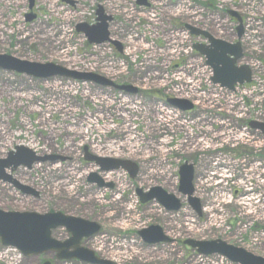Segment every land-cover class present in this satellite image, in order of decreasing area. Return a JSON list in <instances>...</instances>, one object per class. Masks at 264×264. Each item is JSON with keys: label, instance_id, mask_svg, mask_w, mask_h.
Listing matches in <instances>:
<instances>
[{"label": "rangeland", "instance_id": "374dc122", "mask_svg": "<svg viewBox=\"0 0 264 264\" xmlns=\"http://www.w3.org/2000/svg\"><path fill=\"white\" fill-rule=\"evenodd\" d=\"M146 3L149 7L138 0H0L1 55L57 65L78 75H96L140 91L139 95H124L93 81L57 76L35 79L0 70V159L22 146L41 158L67 160L35 163L29 170L19 167L18 180L30 188V194L0 181V210L61 212L95 222L100 231L83 241V247L116 264H231L216 255L198 256L183 247L187 240H220L264 258V214L260 209H264V140L248 133L243 124L255 119L264 122V0ZM98 8L111 19L107 32L109 39L120 45V51L108 42L90 44L77 30L81 25H96ZM228 12H234L242 24L238 65L248 66L252 72L251 82L236 86L232 92L212 85L211 69L192 49L202 42L187 30L200 29L234 44L238 22L231 20ZM170 37H174L171 43ZM131 38L142 48L129 54L127 41ZM193 65L206 68L207 74L190 80V74L183 70L187 68L190 73L196 68ZM178 74L186 82L178 81ZM187 81L195 86L193 94ZM82 92L89 97L83 98ZM167 96L188 100L195 110H170L164 105ZM100 97L130 101L134 112L128 110L123 119L115 114V105L108 109L101 106ZM56 101L63 109L74 111L72 116L67 114L71 119L65 120L63 109L56 112L51 108ZM138 109L142 110L136 113ZM155 109L173 111L176 123L160 125L167 120ZM85 115L103 116L96 126L108 127V131L87 130L78 123ZM124 125L139 140L135 151L119 148L125 142L118 129ZM210 135L220 139L213 140ZM160 136L167 142L158 146ZM93 156L130 161L137 165L138 173L131 179L125 171H116L124 181L123 188H117V181H103L104 185L112 183V189L100 187L91 177L102 178L103 173L97 174L96 165L86 160ZM219 161L230 178L223 181L219 192L223 202L213 204L209 197L216 190L204 186L203 178L206 173L217 175L219 169L212 168ZM184 163L194 167L193 198L199 201L200 214L178 191V173ZM5 173L10 175L9 170ZM172 181L174 197L180 202L177 212L165 213L155 202L140 203L137 191L149 187L165 191ZM238 183H245L244 188ZM244 189L250 191L253 201L250 214L237 204ZM212 206L214 210L207 213ZM151 225L174 239V245L146 248L138 232ZM52 236L61 240L69 234L60 228ZM6 260L17 264H86L59 263L44 254L24 257L17 250L0 246V264Z\"/></svg>", "mask_w": 264, "mask_h": 264}, {"label": "water", "instance_id": "95a60500", "mask_svg": "<svg viewBox=\"0 0 264 264\" xmlns=\"http://www.w3.org/2000/svg\"><path fill=\"white\" fill-rule=\"evenodd\" d=\"M32 1H30L29 9L31 10ZM228 15L237 20L236 28L237 39L242 36L241 20L234 12H228ZM110 18L103 15L100 8L96 11V25L87 27L81 25L77 28L83 32L90 44H102L108 42L112 44L118 51L120 45L109 39L107 32V22ZM193 36H202L207 39L208 46L193 45V49L206 59V65L212 69L213 77L211 79L214 85H219L229 91L234 90L236 85L249 84L251 82V71L248 66L236 67L235 64L242 57L240 43L230 44L218 39L212 38L203 31L189 29ZM0 70L6 72H14L33 77L35 79H47L51 77H66L83 81H93L97 84L107 85L108 82L96 75H78L73 72L53 64H37L21 61L7 55L0 54ZM118 90L131 89V87H118ZM176 103L187 104L180 110L186 111L191 109V105L187 101H177ZM264 134V124H257ZM50 160L55 162L58 157L50 159L41 158L32 151L17 146L14 151H10L6 159H0V181L8 180L5 170L14 171L18 167L31 169L32 165L39 162ZM63 160V159H60ZM87 161L92 160L99 164L104 172L122 169L128 171L130 178H134L136 173V165L130 161L112 160L108 158L89 157ZM179 191L182 195L187 196L188 202L195 211H199V204L196 198L192 197L193 189L192 167L184 164L179 171ZM92 182V181H91ZM24 194H30L32 191L18 185ZM157 202L170 211H178L180 202L172 195H168L160 188H153L150 192ZM150 200V199H149ZM146 201V200H144ZM64 228L70 238L64 242H59L51 237L53 230ZM100 227L94 223L73 216L64 215L62 213L37 214L33 212H4L0 210V245L4 248H12L18 250L24 257L38 256L48 252L57 253L56 259L59 261L78 260L86 264H112L109 261L101 260L90 250L80 246L82 239H88L98 234ZM141 238L149 244L168 241L163 236L159 227L152 226L148 230L138 233ZM185 245L195 250L198 255L211 256L218 255L225 258L233 264H264V258L254 256L241 248L230 246L220 240L215 241H193L187 240ZM72 252H69V250ZM44 264H50L45 262Z\"/></svg>", "mask_w": 264, "mask_h": 264}, {"label": "bare ground", "instance_id": "6f19581e", "mask_svg": "<svg viewBox=\"0 0 264 264\" xmlns=\"http://www.w3.org/2000/svg\"><path fill=\"white\" fill-rule=\"evenodd\" d=\"M117 1L119 2L120 0H117ZM173 41H174V37H170L169 38V42L171 43ZM127 43L130 44V45L128 44L129 47H130L129 54L133 53L137 48H142L140 46V44L139 43L136 44L134 42V39H132V38L128 39ZM147 51H148V49H147ZM197 64L199 65V63H197ZM193 66H195L196 68H195L194 71L191 70L190 73L188 72L187 68H185L183 70V72H185L187 74H190V77H191L190 80H194L195 78L200 77L202 74H204V75L207 74L206 68L199 69V66H197V65H193ZM109 71L110 70H108V72ZM176 78H178V81H180V82H186V80L184 79V76L181 75V74H178L176 76ZM187 83H189V85H190V88H189L190 93L193 94L194 93L193 91H195V86H194V84H192L193 82L192 81H189V82L187 81ZM81 96L83 98H88L89 97L88 94L84 93V92L81 93ZM94 97H96V95H94ZM90 100H91V103H94L93 99H90ZM98 101H99L100 105L104 106L106 109L111 108L113 105H115V108L117 110V113H115V114L119 115L121 118H123V116L125 117V114L127 115L128 110L131 111V112H134V108L133 107L131 108L130 101L119 99L116 102L113 99H106V98H101V97L99 98ZM51 108L54 109L56 112L57 111H61L63 109V107L61 106V104L58 103V101H56L54 103L52 102ZM141 110L142 109H138L136 111V113L137 112H141ZM120 111H121V113H120ZM155 111L160 113V117H163L164 119L167 120V121H161V122H164V123H160V125H165V122L166 123L169 122L171 124L176 123V120H175L176 116L174 115L173 111H167V110L162 111L161 109H155ZM62 112H64L65 120L71 119L67 114H69L70 116L75 114L74 111L65 110V109H63ZM93 116L94 117H90V116H86L85 115L79 120L78 123L83 124L87 130L95 129V130H97L100 133H101V131H108V127L104 126V127H98L97 128V126H96L98 124V120H104V117L103 116H95V115H93ZM123 119H125V118H123ZM43 120L47 121V118H44ZM176 125H178V127H180V124H176ZM118 130H119L118 132L121 133V136L124 137L122 142H125V143L119 145V148L127 147L128 150H134V151L137 150V148H138L137 147V142H139V140H138L137 137H133L132 136L133 133L130 130V128L126 127L124 125L123 127H121ZM82 134L84 135L85 132L82 131ZM210 138L213 139V140L220 139V138L215 139L216 135H210ZM166 142L167 141L165 140V137L163 138V136H160V140H159V145L158 146L164 145V144H166ZM93 148L95 149V145L93 146ZM222 168H224V165H223L222 162L219 161L218 164L215 167L212 168V170L219 169L218 170L219 172L217 173V175L211 176L210 174L206 173L204 178H203L205 180V182L203 183L204 186L205 185L206 186H210V187H212V188H214L216 190L214 192V195L209 197V200L212 201L213 204H216L218 202H223L224 197H222V195H219V192L223 190V181L224 180H228L230 178V177H228L226 175V173H224L222 171ZM240 168H242V167H240ZM254 171L258 172V169L255 168ZM120 176H121L120 174L118 176L117 172H116L115 175H114V173H104L102 178H103L104 181H117L116 182L117 188L122 189L123 186H124V181L123 180L120 181ZM63 183H64L65 186L67 185V183L65 181ZM244 184L238 183L237 186L240 187V188H244ZM97 195H99V194L97 193ZM112 198H113L112 201L114 202L115 201L114 197H112ZM237 204L242 207V209L246 212V214H250V208H252L254 206H252L253 201L250 198V191L249 190L244 189L243 194L240 196V199L238 200ZM129 209L130 208H128L127 211H130ZM260 209L262 210V212L264 214V209H262V208H260ZM213 210H214V208L212 206L206 212L207 213L208 212H212ZM4 259H5V257H2V260H4ZM2 262L5 263V264H7V263L8 264H17L14 261L12 262V261H9V260L2 261Z\"/></svg>", "mask_w": 264, "mask_h": 264}, {"label": "flooded vegetation", "instance_id": "af4514ba", "mask_svg": "<svg viewBox=\"0 0 264 264\" xmlns=\"http://www.w3.org/2000/svg\"><path fill=\"white\" fill-rule=\"evenodd\" d=\"M139 2H141L145 7H149V5L146 3V0H143V1H141V0H138ZM231 20H233V18H230ZM195 30H200V29H195ZM200 31H202V30H200ZM191 37H193V36H191ZM195 38V40H198L199 42L201 41L202 43H198V44H200L201 46H206V45H208V43H207V41L205 40V38L204 37H194ZM195 52V51H194ZM238 65V64H237ZM155 82V81H154ZM155 83H157V81L155 82ZM159 83H161V81L159 82ZM163 84V83H162ZM164 85V84H163ZM163 85H161L162 87H163ZM107 86H109L110 88H112L113 90H116V91H118V92H120V93H123L124 95H139L140 94V91L136 88V87H134V86H131V85H118V84H115L114 82H112V81H109L108 82V84H107ZM118 87H123V88H126V87H131L133 90H131V89H123V90H118L117 88ZM166 99H165V101H164V105L166 106V107H169V109L171 110V109H174V110H176L177 112H180V113H190V112H193L194 110H195V108H194V104L192 103V102H190V101H188V100H184V99H178V98H174V97H169V96H167V97H165ZM177 101H187L188 102V104H190L192 107H191V109L190 110H186V111H182V110H180V108L181 107H185L187 104H184V103H176ZM244 124V129H246L247 131H248V133H250V134H252V136H254V135H256L257 134V136L258 135H260L263 139L262 140H264V134L262 133V131L259 129V127L257 126V124H264V122L263 121H260V120H258V119H255V120H253V121H250V122H245V123H243ZM264 152V151H263ZM264 155V154H263ZM52 157H57V156H51V157H45V158H47V159H50V158H52ZM93 157H95V156H93ZM92 158V157H91ZM96 158V157H95ZM98 158H101V157H98ZM58 159L59 160H57V161H59V162H61V163H63V162H66L67 160L66 159H64V158H60V157H58ZM60 159H63V160H60ZM113 160V159H112ZM47 161H49V162H51V163H55V162H52V161H50V160H47ZM92 162L96 165V167H97V170H98V172H97V174L98 173H113V172H116V171H120L121 169H118V170H113V171H110V172H104V171H102L101 170V168H100V166H99V164L98 163H96V162H94L93 160H92ZM184 164H186V163H184ZM188 165H190L191 167H192V181H191V187H192V189H193V194H192V197H193V195H194V187H193V180H194V167H193V165L192 164H189V163H187ZM182 166V165H181ZM19 168V167H18ZM18 168H16L14 171H9L10 172V177L8 176V180H6V181H2L3 183H7V184H10V185H12V187H14L16 190H19L20 192H22V190L21 189H19V187H18V185H21V186H25V185H22V183H20V181L18 180V174H17V171H18ZM123 171H125V170H123ZM5 172H6V170H5ZM126 172V174H127V176L130 178V173L128 172V171H125ZM138 173V167H137V165H136V173H135V176H136V174ZM103 174H102V176H103ZM135 176H134V178H135ZM178 176H179V173H178ZM98 176L96 175H94V176H92L91 178H92V180L93 181H95L96 183L95 184H97L98 186H100V187H106V188H109V189H112L113 187H114V185L112 184V183H109V184H107V185H104V183H103V178H97ZM134 178H131V179H134ZM172 179H174V177L172 178ZM174 183H173V181H172V183H171V186L170 187H166V190H165V192L168 194V195H172V196H174V185H173ZM25 187H27V186H25ZM28 188V187H27ZM153 188H160V189H162L161 187H149V188H147V189H145V190H139V191H137V194H138V196H139V200H140V203L141 204H146V203H149V202H155L156 204H158L160 207H162V209L164 210V212L165 213H170V214H172V213H174V211H170V210H167L166 208H164L160 203H158L157 202V200H156V198H151V197H153L152 196V194L150 193L151 192V190L153 189ZM163 191H164V188L162 189ZM169 191H171V192H169ZM178 191H179V186H178ZM180 192V191H179ZM23 193V192H22ZM150 199V200H149ZM144 200H146V201H144ZM48 213H52V212H48ZM61 213V212H60ZM196 213L197 214H200V205H199V211H196ZM99 226V225H98ZM153 225H151V226H149V227H146V228H143L142 230H148L150 227H152ZM100 227V226H99ZM156 227H159V226H156ZM160 228V227H159ZM161 229V228H160ZM54 231H56V230H54ZM161 231H162V234H163V236H165L166 238H167V240L168 241H166V242H158V243H154V244H149V243H147L146 241H144L142 238H141V236H140V239H141V241H142V243H143V245L146 247V248H155V247H158V246H163V245H174V239H172V238H170L169 237V235L167 234V233H165L162 229H161ZM66 232V231H65ZM61 235V234H60ZM53 237V236H52ZM94 237V236H93ZM93 237H91V238H93ZM54 238V237H53ZM55 239H56V237H55ZM67 239H69V236H66L65 238H61V240L59 239V241H66ZM90 239V238H89ZM56 240H58V239H56ZM83 241H85V240H83ZM82 241V242H83ZM80 243V246L81 247H83V243ZM184 242L185 241H183L182 242V245H183V247L184 248H187V250L188 249H190L187 245H185L184 244ZM190 250H192V249H190ZM193 252H195L194 250H192ZM69 252H72V250L70 249L69 250ZM45 256L46 255H51L56 261H57V259H56V256H57V253H54V252H48V253H46V254H44ZM107 260V259H106ZM108 261H110V260H108ZM57 262H59V261H57ZM59 263H63V262H59Z\"/></svg>", "mask_w": 264, "mask_h": 264}]
</instances>
